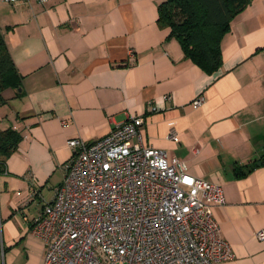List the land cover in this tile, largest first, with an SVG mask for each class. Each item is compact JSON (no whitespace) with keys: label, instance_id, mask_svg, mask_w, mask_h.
Masks as SVG:
<instances>
[{"label":"crops","instance_id":"1","mask_svg":"<svg viewBox=\"0 0 264 264\" xmlns=\"http://www.w3.org/2000/svg\"><path fill=\"white\" fill-rule=\"evenodd\" d=\"M163 1L0 2V32L22 81L0 103V131L22 136L0 168V264H44L32 228L65 179L68 141H100L132 116L144 119L145 146L222 187L214 219L234 257L218 264H264L256 236L264 231V0L233 20L213 73L167 39Z\"/></svg>","mask_w":264,"mask_h":264},{"label":"built area","instance_id":"2","mask_svg":"<svg viewBox=\"0 0 264 264\" xmlns=\"http://www.w3.org/2000/svg\"><path fill=\"white\" fill-rule=\"evenodd\" d=\"M28 0H0L17 4ZM44 4L48 0H37ZM202 98L193 103L201 106ZM142 117L100 141H68L74 155L32 233L44 264H218L233 259L214 219L222 187L191 175L184 162L147 147ZM170 139L178 142L175 133ZM264 241V231L257 233Z\"/></svg>","mask_w":264,"mask_h":264},{"label":"trees","instance_id":"3","mask_svg":"<svg viewBox=\"0 0 264 264\" xmlns=\"http://www.w3.org/2000/svg\"><path fill=\"white\" fill-rule=\"evenodd\" d=\"M251 3L252 0H164L158 8V25L170 29L167 39L178 41L187 59L213 73L222 65V42L231 32L233 20ZM21 82L0 32V103L5 101L2 93L20 88ZM21 140V134L12 128L0 131V168ZM260 165L239 172L238 177L247 176Z\"/></svg>","mask_w":264,"mask_h":264},{"label":"rangeland","instance_id":"4","mask_svg":"<svg viewBox=\"0 0 264 264\" xmlns=\"http://www.w3.org/2000/svg\"><path fill=\"white\" fill-rule=\"evenodd\" d=\"M258 2L260 3V2H261V0H258Z\"/></svg>","mask_w":264,"mask_h":264}]
</instances>
